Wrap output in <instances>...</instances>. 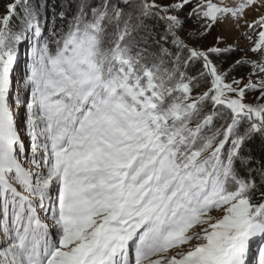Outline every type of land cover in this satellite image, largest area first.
I'll return each instance as SVG.
<instances>
[{
	"label": "snow or ice",
	"instance_id": "6c2138e0",
	"mask_svg": "<svg viewBox=\"0 0 264 264\" xmlns=\"http://www.w3.org/2000/svg\"><path fill=\"white\" fill-rule=\"evenodd\" d=\"M262 8L0 4V264H264Z\"/></svg>",
	"mask_w": 264,
	"mask_h": 264
},
{
	"label": "rangeland",
	"instance_id": "374dc122",
	"mask_svg": "<svg viewBox=\"0 0 264 264\" xmlns=\"http://www.w3.org/2000/svg\"><path fill=\"white\" fill-rule=\"evenodd\" d=\"M260 13H264V8H262V9H260ZM258 13H256V11L255 10H253L251 13H249V19H252L254 16H256ZM193 26H195V24H193L192 26H190V27H193ZM217 31H219V29L217 30ZM233 35H235V34H233ZM212 38L211 37H209V41L211 40ZM243 43H245L244 41H241V44H243ZM242 55H243V53H242Z\"/></svg>",
	"mask_w": 264,
	"mask_h": 264
},
{
	"label": "trees",
	"instance_id": "16d2710c",
	"mask_svg": "<svg viewBox=\"0 0 264 264\" xmlns=\"http://www.w3.org/2000/svg\"><path fill=\"white\" fill-rule=\"evenodd\" d=\"M4 2H5V0H0V4H3ZM52 2H53V0H49V3H52ZM195 23H196L195 21H190L188 26L190 27ZM239 55H242V53H240ZM234 58H238V57H234Z\"/></svg>",
	"mask_w": 264,
	"mask_h": 264
}]
</instances>
